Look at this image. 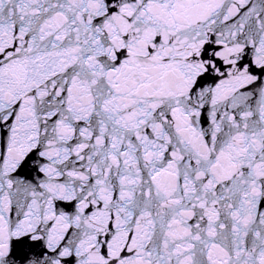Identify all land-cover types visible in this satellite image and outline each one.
Listing matches in <instances>:
<instances>
[{"label":"snow or ice","instance_id":"snow-or-ice-1","mask_svg":"<svg viewBox=\"0 0 264 264\" xmlns=\"http://www.w3.org/2000/svg\"><path fill=\"white\" fill-rule=\"evenodd\" d=\"M0 264H264V0H0Z\"/></svg>","mask_w":264,"mask_h":264}]
</instances>
